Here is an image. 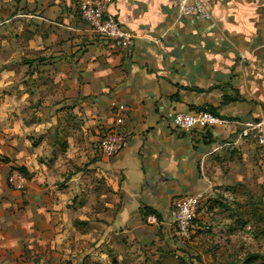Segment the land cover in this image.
<instances>
[{"label": "crops", "instance_id": "1", "mask_svg": "<svg viewBox=\"0 0 264 264\" xmlns=\"http://www.w3.org/2000/svg\"><path fill=\"white\" fill-rule=\"evenodd\" d=\"M84 1L16 5L37 26L42 49L50 47L41 55L67 53L66 71L82 76L73 99L81 103L66 111L82 116L85 128H106L125 139L109 161L114 183L120 179L121 203L107 224L98 223L99 231L118 233L136 224L148 206L161 216L158 230L168 232L176 200L226 198L251 169L264 186V146L238 137L243 121L264 120V0H202L209 20L179 17L176 0H108L105 13L133 36L127 47L83 22ZM60 105L57 100L47 108L51 124L66 113ZM203 110L224 123L207 130L173 126L176 113ZM90 134L84 136L96 138ZM259 201L264 210V193ZM7 234L0 232L1 258L9 249ZM87 246L93 257L96 245Z\"/></svg>", "mask_w": 264, "mask_h": 264}, {"label": "rangeland", "instance_id": "2", "mask_svg": "<svg viewBox=\"0 0 264 264\" xmlns=\"http://www.w3.org/2000/svg\"><path fill=\"white\" fill-rule=\"evenodd\" d=\"M19 1L0 0V232L9 243L0 263L264 264V186L252 169L231 186L235 194L201 200L186 234L173 221L163 233L143 215L118 233L99 231L121 203L120 179L109 174L116 154L101 149L112 131L85 128L82 116L66 111L81 103L73 99L82 76L66 71L67 53L41 55L50 47L42 49ZM57 100L66 113L51 124L47 108ZM90 131L96 138L84 136ZM14 170L26 179L22 190L8 184ZM87 244L96 245L93 257Z\"/></svg>", "mask_w": 264, "mask_h": 264}, {"label": "built area", "instance_id": "3", "mask_svg": "<svg viewBox=\"0 0 264 264\" xmlns=\"http://www.w3.org/2000/svg\"><path fill=\"white\" fill-rule=\"evenodd\" d=\"M108 0H86L80 8V17L83 22L95 33L111 39L114 44L127 47L132 35L125 31L118 21L105 13V4ZM176 10L179 17H197L204 20L211 19V14L202 0H176ZM173 126L179 131L207 130L216 124L224 123L213 113L193 111L188 113H176L172 119ZM238 137L252 145L264 146V120L251 119L241 123ZM124 137L118 132L108 133L101 142V149L107 156L117 154L124 144ZM26 179L18 172L11 171L8 175V184L16 189L22 190L25 187ZM201 196H186L176 200L172 207V223L175 229L186 234L195 218L196 209ZM146 222L156 225L157 220L153 215L146 218ZM22 264H51L44 259L38 261H23Z\"/></svg>", "mask_w": 264, "mask_h": 264}, {"label": "trees", "instance_id": "4", "mask_svg": "<svg viewBox=\"0 0 264 264\" xmlns=\"http://www.w3.org/2000/svg\"><path fill=\"white\" fill-rule=\"evenodd\" d=\"M211 113H213L211 110H209ZM214 114V113H213ZM215 115V114H214ZM140 213H141V215H143V217L146 219L149 215H153L155 218H156V220L157 221H160L161 220V216H160V214L158 213V212H156L155 210H153L152 208H150V207H148V206H145V207H143V208H141V210H140ZM76 223V222H75ZM256 257V256H255ZM254 259V257H249L248 259H247V261L249 262V263H251L252 261H254L253 260Z\"/></svg>", "mask_w": 264, "mask_h": 264}]
</instances>
